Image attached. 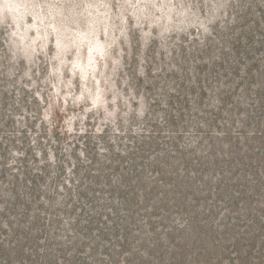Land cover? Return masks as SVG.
Segmentation results:
<instances>
[{
	"label": "rangeland",
	"instance_id": "rangeland-1",
	"mask_svg": "<svg viewBox=\"0 0 264 264\" xmlns=\"http://www.w3.org/2000/svg\"><path fill=\"white\" fill-rule=\"evenodd\" d=\"M0 9L6 14L0 16V153L7 162L15 148L7 140L14 139L22 120L17 114H32L35 94L39 104L35 102L33 110H52L60 132L67 126L73 134L107 125L109 132L115 127L137 133L136 127L148 122L144 128L148 131L150 125L159 133L153 154L169 152L168 164L177 174L159 184L152 216L142 211L135 217L137 227L127 232L125 250L115 264L130 260L142 239L146 250L158 247L152 257L137 254L138 261L130 260L134 264H159L174 245L184 248L177 252L183 259L174 264H264V108L256 103L254 88L247 99L241 86L229 94L227 104L216 108L217 97L225 91L220 83L227 82L221 71L234 80L229 75L234 67L231 52H226L224 69L210 66L200 54L204 67L198 75L194 60L186 56L209 35L207 27L217 34L218 26L223 32V26L237 18L247 28L257 22L260 35L255 38L264 42V0H0ZM188 32L196 35V42L181 43L183 64L175 45L187 40ZM70 42L63 51L62 45ZM211 54L218 56L216 50ZM258 57L264 59V48ZM243 71L240 66L233 73L241 78ZM198 80L205 87L202 92ZM99 88L104 104L92 107ZM259 96L264 98V92ZM199 99L203 113L196 111ZM177 101L185 102L186 109ZM143 107L145 118L137 114ZM109 111L114 112L111 122L104 119ZM168 116L172 122L164 124L161 119ZM173 138L176 152L170 149ZM180 158L192 164L185 167ZM195 160L200 167H194ZM185 168H190L187 177L181 172ZM195 169L204 171L196 177ZM163 197L164 202L157 201ZM103 223L88 232L86 240H78L86 247L74 264H109L101 255L103 246L119 252L113 248L119 237L108 235L106 243L99 239V230L110 228ZM69 237L75 240V235ZM68 239L52 242V250ZM38 246L46 244L42 240ZM74 246L67 245V254ZM52 260L64 264L61 258ZM0 264L16 262L3 254Z\"/></svg>",
	"mask_w": 264,
	"mask_h": 264
},
{
	"label": "trees",
	"instance_id": "trees-1",
	"mask_svg": "<svg viewBox=\"0 0 264 264\" xmlns=\"http://www.w3.org/2000/svg\"><path fill=\"white\" fill-rule=\"evenodd\" d=\"M0 11V16L6 18L5 10L0 9ZM247 17H243L245 21ZM240 21L242 18H237L232 20V25H224L223 32L220 31L221 26H218L217 34L207 27L209 35L206 34L188 54L184 52L183 45L196 42V35L188 32V39H179V45H175V48L178 52L181 51L183 64H186V56L194 60L197 75L200 68L204 67L200 54L207 57L206 62L210 66L224 69L223 64L228 62L226 52H231L234 67L229 75L233 76L234 80L229 81L225 71H221V77L227 82L220 83L225 91L217 97L216 108L219 109V106L227 104L229 94L241 86L247 99L251 98L248 95L250 89L256 90L254 98L263 109L264 98L258 95L264 92V59L259 58L258 55L264 48V42L255 38V35H260V26L257 22H253L254 27L247 28ZM237 32L239 33L236 34ZM41 37L44 38L43 35ZM71 43L73 42L63 44V51L68 50ZM28 50L31 56L33 50L30 47ZM215 50L218 56L214 57L211 53ZM240 66L244 67V76L238 78L237 73L233 72H236ZM90 68L86 70L89 71ZM58 70L60 71V68H57L56 72ZM197 84L201 92L205 90L200 80ZM101 91V88L99 92L96 91L92 107L104 104ZM52 92L54 89L50 91ZM40 96L43 99L42 94ZM76 99L80 100V96ZM35 102L39 104L37 94L32 98L29 106L32 114L28 116L17 114L22 119L18 122L19 129L13 134V140H7L15 147L12 159L7 162L5 153H0V258L6 254L9 258H13L16 264H34L33 259L41 261L39 264H57L52 258L58 260L61 258L64 264H74L73 259L86 247L78 240H86V234L94 227L103 225L105 220L110 228L99 230V239L106 243L108 235L119 237L120 240L113 245V248L118 249L119 252L107 251L103 246L101 255L108 258L109 264H115L114 259L117 254L125 250L129 237L127 232L133 231L130 227H137L136 223L139 220L135 217L142 211H148L147 216H152L150 211L155 210L154 199L159 184H162L163 178L168 175L177 174L175 168L168 164L171 158L168 156L169 152L163 153V156L153 154L156 150L152 148V144L156 143L155 139L159 138L156 135L159 133L156 127L150 125L151 130L147 131L144 127L148 122L136 127L137 133L120 131L115 127L109 132L106 129L107 125L96 126L92 131L73 130V134L69 132L67 126L64 132H60L55 121L57 116L52 115V110L45 114L43 111L40 114L37 110L34 111ZM177 102L181 103V110L186 109L185 102ZM54 103L55 100L52 98V105ZM201 109L202 100L199 99L196 111L203 113ZM145 111V107L141 108L137 113L138 116L145 118ZM112 117L114 118V112L109 111L104 119L111 122ZM172 118L168 116L161 120L166 124L171 123ZM196 132L200 134L198 128ZM120 134L125 137H121ZM73 139L75 142L69 144ZM173 139L170 149L176 152V138ZM115 142L116 147L112 144ZM219 157L223 158L224 155ZM178 160L185 167L192 164L186 158ZM194 162L195 168L200 167L198 161ZM189 170L190 168H185L181 172L187 177ZM203 171L195 169L192 174L197 177ZM163 194L160 196H164ZM164 200V197L157 199L160 203ZM136 231L140 232V230L134 232ZM71 235H75L74 239L77 241H72L73 238L69 237ZM63 238L70 240L68 239L65 244L56 245L57 248L52 250L51 243ZM42 240L46 246L40 248L38 243ZM69 243L75 246L74 250L67 254ZM138 243L134 251L136 253H131L130 260L137 259V254L152 257L154 249L158 247L153 245V249L146 250L144 239L139 240ZM182 250L184 248L174 245L169 257L159 260V264H174L178 259L181 261L183 257L177 252ZM140 251L142 253H137ZM67 255L70 259L66 258ZM143 256L139 257V260L143 259ZM130 260L125 259L124 263L134 264Z\"/></svg>",
	"mask_w": 264,
	"mask_h": 264
}]
</instances>
